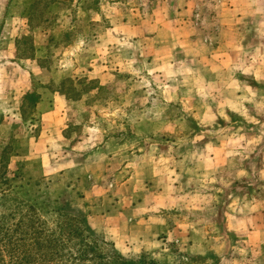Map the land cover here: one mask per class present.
Masks as SVG:
<instances>
[{"label": "rangeland", "instance_id": "1", "mask_svg": "<svg viewBox=\"0 0 264 264\" xmlns=\"http://www.w3.org/2000/svg\"><path fill=\"white\" fill-rule=\"evenodd\" d=\"M137 204L164 253L115 239ZM247 204L264 0H0V264H264L228 230Z\"/></svg>", "mask_w": 264, "mask_h": 264}, {"label": "crops", "instance_id": "2", "mask_svg": "<svg viewBox=\"0 0 264 264\" xmlns=\"http://www.w3.org/2000/svg\"><path fill=\"white\" fill-rule=\"evenodd\" d=\"M45 118V117H44ZM150 167L149 173L148 172H139L136 171L135 174L143 176L148 173V175L142 179L146 178H153L152 176L157 177V173H155V168ZM166 195V194H164ZM167 196V195H166ZM165 196V197H166ZM146 203L145 201L143 204ZM137 204L136 206L130 207V209L125 210L128 215L135 216L134 219H132L130 216L128 217V221L130 223L126 224L127 229H124L122 232V235L117 238H115L118 241V244L121 243L125 245V250L129 252V250H137L140 249V251L148 252L149 250H160L161 252H165L167 247L165 240H161L160 237L162 236V233H165L167 237H169V231L166 228L167 221L162 220L155 214H151L150 210L145 211L143 210L141 212V208H144V205ZM147 206V205H146ZM169 205L167 204L164 208H169ZM171 206V205H170ZM254 206L247 204L246 206H242L240 210H243L244 212L241 213V211H236L234 214H232L229 217L228 220V230L236 235H242L243 238H246L247 246L249 248V252L247 256L254 257L255 255H258L259 252H256V249L261 248V245L264 248V215L260 214L258 217H254L251 215L252 208ZM237 210V209H236ZM247 210L250 212L247 213ZM258 210H262L261 208ZM264 210V205H263ZM263 210L261 212H263ZM254 213H258L254 212ZM121 215V213H120ZM261 216V217H260ZM120 217V216H119ZM137 217V218H136ZM106 222V221H104ZM106 224V223H104ZM255 235V239L252 238V236ZM128 241H133L132 247L128 248L127 243ZM167 241L169 239L167 238ZM222 239H216L213 245V248H206L204 251L199 252L201 255H204L206 253V250H213L216 252V255L218 254L219 257H223L226 255V253L223 252V249L226 248V246L223 244ZM259 242L260 244H257L256 247L255 242Z\"/></svg>", "mask_w": 264, "mask_h": 264}, {"label": "trees", "instance_id": "3", "mask_svg": "<svg viewBox=\"0 0 264 264\" xmlns=\"http://www.w3.org/2000/svg\"><path fill=\"white\" fill-rule=\"evenodd\" d=\"M151 264H154V262H151Z\"/></svg>", "mask_w": 264, "mask_h": 264}]
</instances>
